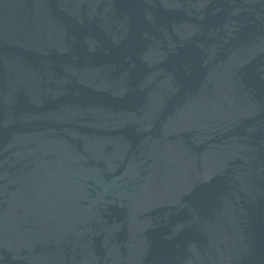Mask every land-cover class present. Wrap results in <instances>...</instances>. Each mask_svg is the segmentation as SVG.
I'll return each instance as SVG.
<instances>
[{"label": "water", "instance_id": "water-1", "mask_svg": "<svg viewBox=\"0 0 264 264\" xmlns=\"http://www.w3.org/2000/svg\"><path fill=\"white\" fill-rule=\"evenodd\" d=\"M0 264H264V0H0Z\"/></svg>", "mask_w": 264, "mask_h": 264}]
</instances>
